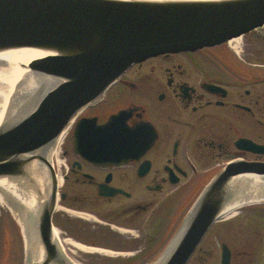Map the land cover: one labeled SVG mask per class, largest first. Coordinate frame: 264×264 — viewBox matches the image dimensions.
<instances>
[{"label":"water","instance_id":"95a60500","mask_svg":"<svg viewBox=\"0 0 264 264\" xmlns=\"http://www.w3.org/2000/svg\"><path fill=\"white\" fill-rule=\"evenodd\" d=\"M263 25L264 0H0V188L16 193L28 219L25 264H72L54 234L64 196L53 157L77 116L136 64L219 46ZM95 138L89 157L97 165L141 155L136 140ZM243 147L264 154V146ZM263 190L264 164H229L202 191L161 264H187L222 216L264 201L246 202Z\"/></svg>","mask_w":264,"mask_h":264},{"label":"flooded vegetation","instance_id":"af4514ba","mask_svg":"<svg viewBox=\"0 0 264 264\" xmlns=\"http://www.w3.org/2000/svg\"><path fill=\"white\" fill-rule=\"evenodd\" d=\"M79 125L84 142L76 145ZM95 137L136 140L141 155L119 165H97L89 157L88 139ZM250 143L264 146V25L241 37L238 49L229 41L136 64L77 116L53 157L64 196L53 221L62 212L65 231H57L70 237L62 240L73 242H84L74 226L94 233L103 229L115 237L138 233V239L143 233L145 250L156 254L178 232L184 210L188 215L220 171L234 162L264 164L263 153L244 149ZM103 186L122 193L102 196ZM246 212L264 214V201L239 206L235 214L219 219L224 238L218 264L224 245L229 264H256L255 235L263 237L264 229H255L253 217L241 218ZM214 226L187 264H217L209 260L211 248L204 244ZM85 242L135 255L132 248ZM62 251L67 255L66 248ZM81 262L99 264L91 258Z\"/></svg>","mask_w":264,"mask_h":264},{"label":"rangeland","instance_id":"374dc122","mask_svg":"<svg viewBox=\"0 0 264 264\" xmlns=\"http://www.w3.org/2000/svg\"><path fill=\"white\" fill-rule=\"evenodd\" d=\"M182 201L183 199L180 198L178 201V206L179 209H182ZM184 214H181V222H180V228L182 227V224H184L186 216H187V208L184 210ZM62 212H58L55 216V223L54 227L58 228L60 231H65L64 228L61 227V225H64L62 222V218L59 216L61 215ZM241 218H248V217H253L255 218V229H264V214L262 213H252V212H246L241 215ZM14 215L11 214L10 210L7 207H4L0 205V252L1 253V262L0 264H25L26 263V255L23 250L24 247V239L22 237L21 233V227L19 226L18 222L13 218ZM78 219V218H75ZM81 220L82 222H88L85 219H78ZM89 223L94 224V221L90 220ZM221 222H217V225H215L212 230L210 231L209 235H207V238H205L204 244L207 246H210L211 248V256L209 257V260L211 262H216L217 264L221 261V244L222 240L224 238V234L222 233L220 227H221ZM100 225V224H98ZM102 226V225H100ZM104 227V226H102ZM108 229L107 227H104ZM74 232H77V235L80 239H83L84 242H81L78 240V242L74 241V243L78 245H83V246H89L92 247V245H89L88 243L85 242V239L87 240H95L100 243H106V244H113V246H118V247H123V248H132L133 254L132 255H104L102 253H86L83 251H80L78 248L75 246L69 245L66 247V253L68 257L75 258V262L77 264H84L81 262V259H92L96 263L99 264H155L159 259L163 257V255L166 253L167 249L169 246L172 244L174 241V238L176 237V233L171 240L169 241L170 243L165 246L162 250L159 252L152 253L150 249L148 251L145 250V239L146 234L141 233L138 237L136 238L137 234H120L118 237H115L114 235H110L109 232L99 229V233H94V232H89L88 230H76L75 226L72 227ZM90 230V229H89ZM63 237H68L66 235H61ZM246 238V237H245ZM245 241V240H244ZM246 243H243V246H246ZM249 246V245H247ZM70 248V251L68 250ZM107 250L115 251L117 253H123L126 252L125 250H120V249H112V248H104ZM140 250V251H138ZM143 251L141 255L143 257L141 258V255H138L139 252ZM75 256V257H74ZM80 260V261H78ZM131 258V259H130ZM135 258V259H134ZM134 260V261H133ZM255 263L256 264H264V233L263 237H258L255 235Z\"/></svg>","mask_w":264,"mask_h":264},{"label":"bare ground","instance_id":"6f19581e","mask_svg":"<svg viewBox=\"0 0 264 264\" xmlns=\"http://www.w3.org/2000/svg\"><path fill=\"white\" fill-rule=\"evenodd\" d=\"M230 42L235 45L236 49H238L239 46L241 45V38H234ZM67 130H65V132L62 136V139L65 136V133L67 132ZM62 139H61L59 146L56 150V153H55L56 156H57V153L59 151ZM53 165H54V163H53ZM58 182L60 185L59 180H58ZM260 197L264 198V190L253 195V196H251L250 198H247L246 202L248 200H252V198L254 199V198H260ZM9 200H12L13 203L10 202ZM0 205L7 207L10 210L11 214L14 215L13 218L18 222L19 226L21 227L22 237L24 239L23 250L25 252V255L27 252L28 257H29L30 247H28L29 246L28 244H30V233H27V226H29L28 225L29 223H27L28 219L26 217V214H25V212L21 206V203H20L16 193H13V192H10V191H7V190L0 188ZM231 214H235V210L228 213V216ZM224 216H226V215H224ZM224 216H222V217H224ZM182 226H183V224H182ZM180 230H181V228H180ZM54 234L58 240V243H59L61 249L66 248L69 245H72V246H75L76 248H78L80 251H83L86 253H91V254H93V253H102L104 255H122V254H124V253H117L115 251H111V250H107V249L99 248V247H89V246L78 245V244L74 243L72 240H62V238L60 237V233L57 232V230H54ZM177 240H178V238H176L175 241L177 242ZM172 247H173V245L172 246L170 245L169 248L167 249L165 255L161 259H159L155 264H161L165 260V258L169 254V252H171ZM70 262L72 264H75V262H73L71 260H70Z\"/></svg>","mask_w":264,"mask_h":264}]
</instances>
